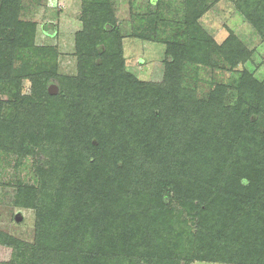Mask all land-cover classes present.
Here are the masks:
<instances>
[{
  "label": "trees",
  "instance_id": "obj_1",
  "mask_svg": "<svg viewBox=\"0 0 264 264\" xmlns=\"http://www.w3.org/2000/svg\"><path fill=\"white\" fill-rule=\"evenodd\" d=\"M10 1L0 8V29H9L8 35L1 32L0 40L17 47L7 57L0 54V81L16 91L10 92L18 109L7 124L15 130V151L29 156L38 146L43 163L39 186L24 187L19 198L27 200L17 202L36 210L34 241L24 244L0 232V252H9L15 264H180L193 259L264 264V132L257 129L256 114L237 113L223 132L232 134L228 139L224 134L218 139L197 137L185 122L188 102L178 97L181 77L172 80L169 75L180 71L177 45L167 43L162 92L158 83L139 81L126 72L118 29L103 28L105 22L115 24L108 0H91L84 10L83 31L75 39L77 75H62L56 50L35 53L34 26L20 20V0ZM254 1L250 8L264 5V0ZM253 15L264 33V16L258 20ZM17 58L22 62L16 69ZM25 79L33 84L29 98L20 97ZM51 83L58 86V94L49 93ZM253 85L250 80L244 86L259 91ZM169 95L172 101L164 107ZM133 98H139L149 115L141 132L157 126V135L135 146L128 141L123 154L118 148L106 150L94 136L105 135L98 118L112 110L111 99L123 100V107ZM155 102L162 103L155 107L158 114L150 108ZM88 120H93L92 131ZM242 121L255 129L243 130ZM240 147L249 154L238 153ZM225 155L235 166L229 186L210 162V156L217 160ZM148 198L165 206L178 203L174 212L181 222L168 238L158 239L151 228L137 236L142 216L150 218L151 209L144 207H152ZM161 219L168 223L165 213L153 218ZM81 243L83 252L76 249ZM184 244L191 249L182 252Z\"/></svg>",
  "mask_w": 264,
  "mask_h": 264
},
{
  "label": "rangeland",
  "instance_id": "obj_2",
  "mask_svg": "<svg viewBox=\"0 0 264 264\" xmlns=\"http://www.w3.org/2000/svg\"><path fill=\"white\" fill-rule=\"evenodd\" d=\"M5 1L10 0H0V8ZM12 1L14 0L10 2ZM90 1L20 0V20L34 26L31 47L42 50L35 52L41 55H49L50 51L56 50L58 72L62 75H77L75 39L76 34L83 31L81 17ZM254 2V0H108L115 24L105 22L103 28L118 29L123 44L126 72L139 81L158 83L159 92L164 89L162 83L166 74L167 43L177 45L176 54L181 58L180 71H171L169 75L172 76V80L177 76L181 77L176 85L178 97H183L188 102L186 107L188 119L185 122L189 126L188 129L192 128L195 135L197 133V137L207 135L210 139L221 138L223 132L230 129V124L237 118V113L246 116L250 113L256 114L257 129L263 133L264 33L253 22L256 20L253 14L258 20L264 16L263 11L261 12L264 5L257 3L250 8L249 5ZM1 20L0 18V23ZM3 30L8 35L9 29ZM3 30L0 29V36ZM188 38L194 41L188 44L185 42ZM11 47L17 46L7 40H0V54L4 57H7ZM16 52L18 53L19 49H16ZM21 62V58L16 59V69ZM246 74L248 76H245ZM250 80H253V86L259 91L247 89ZM52 84L55 83L49 86ZM32 85L30 80H23L20 97L32 96ZM10 91L16 94L11 85L0 81V232L16 238L21 243L31 245L36 236V210L19 206L17 202L27 200V197L19 198V195L26 191L24 187L39 186V169L43 157L38 146L33 147V154L29 156L22 155L24 152L22 149H19L20 152L15 151L14 144H17L16 137H13L15 130L7 123L11 116H16L18 108L16 99ZM167 99L164 107L172 101L171 95ZM121 103L124 104L121 99L109 101V106L113 105L112 110L104 111V118H98V123L105 127V135L94 136L105 145L106 150L116 151L118 148L117 151L123 154L128 141L133 140L129 146L149 142L157 135L159 127L155 126L156 129L150 131L152 126L148 125V128L145 127L141 132L142 126H145L143 122L149 115L147 116L144 111L139 98H133L127 106L120 107ZM157 106H162V103L155 102L150 108L156 110ZM185 116L187 117V113ZM252 120L253 117H249V121ZM92 121H86L88 129H91ZM250 126L243 122V130H248ZM250 129H255V125ZM229 136L232 134L226 133L223 137L228 139ZM93 142L97 144V139ZM243 147L238 149V153L249 154ZM210 162L213 171L219 172L229 186L235 168L233 161L225 155L218 157L217 160L210 156ZM148 202L152 207H148V204L144 207L151 209L150 218L142 216L143 226L137 236L146 234L151 228L154 229V234L160 235L158 239L168 238L177 229V223L181 222L174 212V209H179L178 203L173 201L171 205L165 206L156 198L153 200L148 198ZM157 213H165L168 223H162L163 219L153 220ZM82 245L83 243L76 249L83 252ZM190 249V245L184 244L182 252ZM0 264H15V261L10 260L9 252L6 254L1 251ZM180 264L225 263L193 259L183 260Z\"/></svg>",
  "mask_w": 264,
  "mask_h": 264
},
{
  "label": "water",
  "instance_id": "obj_3",
  "mask_svg": "<svg viewBox=\"0 0 264 264\" xmlns=\"http://www.w3.org/2000/svg\"><path fill=\"white\" fill-rule=\"evenodd\" d=\"M48 91H49V93H50L51 95H56V94L59 93V88H58L57 85L52 84L51 86H49Z\"/></svg>",
  "mask_w": 264,
  "mask_h": 264
}]
</instances>
